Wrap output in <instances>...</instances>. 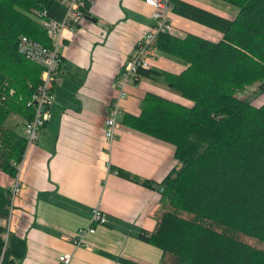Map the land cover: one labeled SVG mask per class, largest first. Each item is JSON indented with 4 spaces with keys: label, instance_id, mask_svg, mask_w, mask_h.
Segmentation results:
<instances>
[{
    "label": "trees",
    "instance_id": "16d2710c",
    "mask_svg": "<svg viewBox=\"0 0 264 264\" xmlns=\"http://www.w3.org/2000/svg\"><path fill=\"white\" fill-rule=\"evenodd\" d=\"M223 1L238 8L232 18L173 1L175 12L222 36L160 34L157 50L185 69H139L150 78L164 75L192 104L146 93L140 113L123 116L127 126L175 146V166L160 181L117 171L161 195L155 229L138 234L162 251L158 264H264V103L255 106L252 97L236 93L254 85L255 95L264 94V0ZM42 10L60 20L65 6L62 0H0V171L10 177L18 173L26 138L8 118L32 119L33 107L26 103L41 83L42 69L19 53V37L51 45L35 18ZM9 194L0 184V222L10 214ZM0 264H14L1 236Z\"/></svg>",
    "mask_w": 264,
    "mask_h": 264
},
{
    "label": "crops",
    "instance_id": "0c3cea01",
    "mask_svg": "<svg viewBox=\"0 0 264 264\" xmlns=\"http://www.w3.org/2000/svg\"><path fill=\"white\" fill-rule=\"evenodd\" d=\"M173 1L227 18L237 11L223 0ZM152 12L144 0H86L81 22L62 31L49 119L18 168L21 189L12 207L6 245L14 264H60L63 253L71 254L68 264L161 262L162 251L138 238L140 230L155 229L161 195L117 171L160 181L175 166V146L127 126L123 116L140 113L146 93L191 103L177 95L164 75H140L125 87L115 139L108 143L104 136L119 74L136 41L154 25ZM169 17L177 36L192 33L211 40L222 36L173 9ZM185 67L158 50L151 60V69L157 72L178 74ZM8 123L21 125L19 132L24 134L19 115L12 114ZM13 179L0 171V184L10 188ZM94 207L106 214L107 222L86 237L90 248L65 240L90 224Z\"/></svg>",
    "mask_w": 264,
    "mask_h": 264
},
{
    "label": "built area",
    "instance_id": "2783aa9c",
    "mask_svg": "<svg viewBox=\"0 0 264 264\" xmlns=\"http://www.w3.org/2000/svg\"><path fill=\"white\" fill-rule=\"evenodd\" d=\"M144 1L153 8L152 17L154 25L136 41L132 53L127 57L119 74L117 80L118 90L108 106L104 120V136L108 143H111L116 137V128L119 125V117L122 113L121 100L127 95L125 90L126 85L134 83L139 79V69L147 70L151 68V60L155 58L157 52L155 41L158 35L174 32V26L169 17V12L174 6L173 0ZM62 2L64 3L65 10L60 20L48 18L46 10L36 12L35 18L44 28L52 42L50 46H46L24 35L19 37V53L42 68L40 74L41 83L26 103L27 106L33 107L34 114L32 119L26 121L24 124L25 150L36 142L39 130L49 119L50 107L54 102L53 89L58 81V69L61 61L60 46L62 31L66 28L77 26L84 17L86 0H62ZM20 189L21 182L17 173L9 188L10 214L6 220L3 233H0L4 247L7 244L12 207ZM106 222V214L99 207H94L91 212L90 224L78 228L71 236H64V239L77 247L90 248L86 237L95 232L96 226L105 225ZM58 259L60 264H68L71 254L63 253Z\"/></svg>",
    "mask_w": 264,
    "mask_h": 264
},
{
    "label": "rangeland",
    "instance_id": "374dc122",
    "mask_svg": "<svg viewBox=\"0 0 264 264\" xmlns=\"http://www.w3.org/2000/svg\"><path fill=\"white\" fill-rule=\"evenodd\" d=\"M232 6V5H231ZM234 9L238 10L237 7H234V5L232 6ZM237 13V11H236ZM235 13V14H236ZM234 14V15H235ZM254 85L246 88L243 92H236L237 95L243 97V98H248L250 99H253L252 103L255 105V106H261L263 103H264V94H260V95H255L254 94V91H251L253 89ZM179 95V94H177ZM181 97V95H179ZM182 98V97H181ZM184 98V97H183ZM189 101V100H188ZM191 104L192 102L189 101ZM15 128L18 130V131H21V125L19 126H15ZM14 178V177H13ZM5 223L6 221H4L3 225L5 226ZM0 233H3V231H1ZM241 238L248 242V243H251L252 245H255V246H258V247H263L264 244H262L263 246L260 245V243H258L257 241H255L254 239H251V238H248V237H245V236H241ZM7 245V244H6Z\"/></svg>",
    "mask_w": 264,
    "mask_h": 264
}]
</instances>
